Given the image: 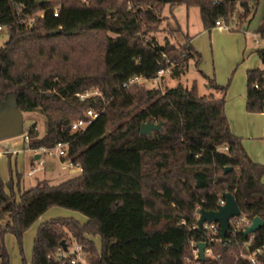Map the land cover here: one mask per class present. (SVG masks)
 Listing matches in <instances>:
<instances>
[{"label":"trees","instance_id":"16d2710c","mask_svg":"<svg viewBox=\"0 0 264 264\" xmlns=\"http://www.w3.org/2000/svg\"><path fill=\"white\" fill-rule=\"evenodd\" d=\"M258 1L0 0V26L8 32L0 48V99L14 94L23 113L40 111L45 116L44 137L39 138L35 126L27 131L29 149L70 143L69 155L82 168L79 176L57 186L37 185L19 200L11 183L0 177V264H10L5 235L16 238L23 254L24 234L52 207L79 212L88 222L57 219L42 224L32 264H71L72 256H62L61 243L70 247L66 231L89 254V264H190V242L205 240L196 228L195 213L217 211L225 193L234 195L250 220L264 221V166L249 158L231 131L225 113L227 88L202 72L214 91L207 95H199L196 82L165 92L131 82L136 77L155 80L162 70L177 80L192 60L197 67L201 62L188 36L181 47L147 38L162 23L158 10L168 5L198 8L205 29L222 19L237 24L232 31H241ZM55 6H60L57 18ZM41 11L44 16H37ZM87 32L104 35L100 62L72 74L61 41L71 44L68 53L80 48L89 59ZM258 33L264 34V24ZM257 53L264 64V49ZM91 86L100 88L102 96L83 101L76 96ZM89 109L99 110L100 116L85 132L73 134L72 123ZM246 109L264 112V67L247 73ZM148 121L162 127L151 136L141 135L140 127ZM228 167L232 170L226 171ZM6 215L9 221L2 225ZM87 236L101 238L100 252ZM249 240L242 232L227 234L224 241L209 245L212 256L201 264H252L241 257ZM257 248H263L259 259L264 264V226L249 246ZM22 264H27L24 258Z\"/></svg>","mask_w":264,"mask_h":264},{"label":"rangeland","instance_id":"374dc122","mask_svg":"<svg viewBox=\"0 0 264 264\" xmlns=\"http://www.w3.org/2000/svg\"><path fill=\"white\" fill-rule=\"evenodd\" d=\"M173 8L172 11L176 15L179 22H175V19L169 17L168 8ZM130 8V7H129ZM264 13V0H260L259 8L257 15L254 20L245 25L244 29L240 32L238 31H218L214 28L207 30L204 28L203 23L200 17V10L198 8L188 9L184 5L176 6H166L163 10H158V15L162 20L160 27L157 31L148 33L147 38H154L160 45H164L166 40L176 47H181L183 44L187 43V33L194 39L193 47L201 55V65L200 69L211 79H213L216 84L221 87H226L228 94L227 97V106H226V116L229 121L232 122L237 133L242 136L238 137L241 141V144L249 156L252 159L255 158V161L262 162L260 165L264 166V148L258 144V141H264V115H259L260 113H252L257 115V117L249 119V112L246 109V113H241L239 110L240 105L243 106L245 92L247 91V73L249 70H253L254 67L263 68L264 64L258 56V53L250 50V43L248 42L247 48L245 45V39L243 37V31L249 30L250 32H256L261 25V16ZM178 30V31H177ZM108 36H114L112 33H105ZM185 35V36H184ZM87 40L90 41L91 46L88 58L85 60L86 54L83 55V52L80 48L73 49L71 51V44L66 41H61L63 44V52L67 53L69 58L70 65H73L72 74H81L88 68H94L95 65H98L101 59L102 49L101 43L103 42L104 35L103 33L96 32H87L85 34ZM84 39V37H81ZM8 40V32L0 31V48ZM260 46L264 47V42L260 40ZM75 43L72 44V47L75 46ZM81 46V45H80ZM85 44L81 47L85 48ZM94 57V58H93ZM73 62H72V60ZM198 67L195 64V61H191L189 64L188 71L180 79H172L168 73H164L162 77L156 80H141L140 83L145 88H158L162 92H165L167 89L176 87L181 84L184 87L191 88L193 83L196 82L198 87L199 95H205L208 92L207 81L204 80L203 76L200 74ZM85 92H89V96H102L100 88L91 86L86 89ZM84 92V93H85ZM210 92H214L210 90ZM209 94V93H208ZM220 96V95H217ZM80 114L79 108H75ZM251 114V113H250ZM78 115H69V118H75ZM59 118V117H58ZM59 120V119H56ZM127 120V119H125ZM123 120L122 122H124ZM251 120V121H250ZM253 124V126H251ZM35 126L39 138L45 136L47 131L46 118L40 111H35L32 113L24 114L23 124H22V133L27 134V131ZM255 132V136L251 135L252 130ZM114 130V127L111 128ZM257 140V141H256ZM33 153L29 154V161L33 159ZM48 163L52 162L51 158L46 157ZM18 169L24 171L23 169L28 168V163L24 166L22 164V159L16 160L10 158H0V176L3 179L9 177L10 171ZM65 166H69L68 163ZM65 168V167H64ZM70 167H68L69 170ZM72 169V168H70ZM68 173V172H67ZM2 174V175H1ZM75 178V177H74ZM68 177L60 178L58 180H52V184L48 181H43L37 185L48 184L50 186H57L62 182L68 181ZM73 179V178H72ZM70 180V179H69ZM32 179L27 178L26 187L33 185ZM36 185V186H37ZM10 194V193H8ZM16 199L19 200L16 195ZM73 219L75 221H82L83 218H86L79 212L68 210L60 207H52L46 211L41 218H39L24 234L23 237V254L19 249L16 238L9 234L6 238V248L10 256V264H22V259L24 258L27 264H32L33 260V249H34V239L37 235V231L40 226L46 222L57 220V219ZM81 220H80V219ZM8 222L7 216H4L1 220V224L5 225ZM67 232V241L69 245L73 248L69 253L75 250L77 244L76 240L72 237V234ZM91 237V236H90ZM93 237V236H92ZM89 239V237H86ZM97 250L100 252L102 248L101 238L97 236L94 241ZM89 257V254H86V260ZM88 263V261H87ZM89 264V263H88Z\"/></svg>","mask_w":264,"mask_h":264},{"label":"crops","instance_id":"0c3cea01","mask_svg":"<svg viewBox=\"0 0 264 264\" xmlns=\"http://www.w3.org/2000/svg\"><path fill=\"white\" fill-rule=\"evenodd\" d=\"M259 4H260V0L258 1V7H257L256 11L254 12V15H253L251 21L254 20L256 15H257ZM172 9L173 8H171V7L168 8V13H169L168 15H169V17H171L172 19H175L178 22L177 17L173 13ZM251 14H252V12H251ZM251 14L248 16V18L251 16ZM261 20H262L261 21V25H263L264 24V13L261 16ZM178 25H179V22H178ZM244 27L242 28V30L244 29ZM214 30L231 31V30H228V29H225V28H221V27H214ZM238 32H240V31H238ZM242 33H243V37L245 39L246 48H247V44L249 42L250 43L249 46L251 48L250 50H252L254 52L255 51L257 52L259 50L264 49V47H259L258 48V45L260 46V42H261L260 40H262L261 38H259L260 33H258V31L252 33L249 30H244ZM186 36L190 37V44L193 46L194 39L190 36L189 33H187ZM256 41H258V43H256ZM262 41L264 42V40H262ZM200 65H201V62L199 64L198 68H197L199 70V72H202V74H204L206 77L211 79V77L207 76L200 69ZM255 69H258V67L257 68L254 67L253 70H255ZM204 80L206 81L205 78H204ZM207 89H208V92L205 95H207L208 93L209 94L211 93L210 89L208 88V86H207ZM227 94H228V92H227ZM244 94H245V98H244L245 102H243V104H242L243 106L240 105V107H239V110H240L241 113L242 112L246 113L244 111H246L245 110V104L247 102V91ZM226 106H227V98H226L225 110H226ZM24 114H26V113H23V116H24ZM259 115H264V112L260 113ZM247 117H250L249 119H252V118L257 117V115L249 113V116H247ZM229 123H230V128H231V131H232L233 135L236 136V137L237 136L238 137L242 136L241 134L236 132L232 122L229 121ZM251 126H253V124H251ZM251 135L253 137L255 136L254 130H252ZM257 143L260 144L264 148V141H258ZM30 153H33L32 154L33 155V158H32L33 160L32 161H29V157H30L29 154ZM7 157L10 158V160L15 159L16 160V164L18 163V159L21 158L22 159V164L24 166H26L25 165L26 163H28V165H29L27 169H25V168L23 169L24 171L19 170L18 169V165H17L16 170L15 171L11 170L10 174H9V177H7L6 179L5 178L3 179V177L0 176L1 179L4 181V183H6V184L11 183V185L13 187V191H14L15 195L18 196V198L20 197V195L24 191L35 187L40 182L48 181L49 183L52 184V180H58V179L64 178V177H68L69 179H72V178L77 177V176H79L81 174V172L78 169H75V168L70 169L71 168L70 166H65V164H66L65 162H61V161H59L57 159H53V158H51L52 162H50V163H48L46 158H45L44 165L40 166V164H39L40 156L34 150H31V149L28 148V143L24 140V133H22V134H20L18 136H15V137H11V138H6V139H3V140H0V158H7ZM254 159L255 158L252 157L251 160L254 163H256V164L260 165V163H262V162L259 163V161H255ZM68 167H70L69 170H66V169H68ZM31 172H33V174L29 175V173H31ZM27 178H31L32 179V182H33L32 184L33 185L26 187ZM262 182H264V176L262 178ZM6 192L9 193V190L6 189ZM7 219L9 221V216H7ZM78 222L81 223V224H86L88 222V219L87 218H83L81 222L80 221H78ZM9 234L10 233H7L5 235V239H4L5 240V245H6V238L8 237ZM88 237H89V240H91L93 242L97 238V236L96 237L88 236ZM34 241H35V239H34ZM72 249L73 248L71 246L69 247L67 245V250H64L62 256H66V257L69 256V254H70L69 252ZM10 262H11V260H10Z\"/></svg>","mask_w":264,"mask_h":264},{"label":"built area","instance_id":"2783aa9c","mask_svg":"<svg viewBox=\"0 0 264 264\" xmlns=\"http://www.w3.org/2000/svg\"><path fill=\"white\" fill-rule=\"evenodd\" d=\"M53 16L55 18L59 17L60 14V6H55L52 9ZM45 14V11H41L38 13L37 16L43 17ZM33 23V18H29V26H31ZM237 24L234 22L232 24H226L222 19H218L216 21L215 27H221L225 28L228 30H234L236 28ZM0 31H5L7 32V27L6 26H0ZM259 38L264 40V34H260ZM258 43V41H256ZM169 70H162L158 74V78L162 77L164 73L169 74ZM157 78V79H158ZM141 78H133L131 82H138L141 81ZM156 80V79H155ZM80 100H86L91 98L89 96V92L85 93H79L76 95ZM95 96V95H94ZM101 112L97 109H89L85 112V117L78 119L74 121L71 125V132L73 134H82L87 130V128L100 116ZM24 140L29 143V136L28 134L24 135ZM69 148H70V143H63L59 142L53 147H40L38 149H34L36 153L39 154L40 156V166L44 165V160L46 157L57 159L61 162L68 163L71 168L78 169L80 172H82V168L78 163L73 162V157L69 155ZM224 151H227L228 148L224 147ZM33 172L29 173V175H32ZM220 206L225 204V199H221L219 201ZM197 217V221L200 217V212L196 211L195 213ZM252 224V220H250L246 215H244L241 211V215L235 218L230 219L229 221V231L228 235L229 236H234L238 234L239 232H244L246 227L250 226ZM196 228H198V225H196ZM205 240L201 241L206 244V249H205V258L212 256V251L209 248V245L214 243V242H220L222 241L221 236H220V225L218 223H204L202 229H201ZM250 240L245 243V247L247 248V253L246 254H241V257H244L248 259L252 264H262L261 260L259 259V256L263 253V248H257L256 250H250L249 246L253 243V238L254 234L250 235ZM198 243L200 242H195L192 240L190 242V248H191V253L192 257L188 259V262L190 264H201L200 256H199V249H198ZM86 254L83 250V246L76 244L75 250L72 252L71 255V264H88L86 260Z\"/></svg>","mask_w":264,"mask_h":264},{"label":"water","instance_id":"95a60500","mask_svg":"<svg viewBox=\"0 0 264 264\" xmlns=\"http://www.w3.org/2000/svg\"><path fill=\"white\" fill-rule=\"evenodd\" d=\"M101 1V0H99ZM41 1L40 3H43ZM23 112L18 109L16 105V99L14 94L7 96L5 100L0 99V140L11 138L22 134V124H23ZM162 127V123H154L148 121L143 123L140 127L141 135L151 136L153 131L159 130ZM232 170L231 167L226 168V171ZM225 204L219 206L217 211H207L201 209L200 217L197 221L198 229L201 230L204 223H218L220 225V236L222 241L226 239L227 233L229 231L230 225L229 221L232 218L241 215V209L231 193L224 194ZM264 226V221L260 217H255L252 220V224L246 227L243 232L245 236H250L258 232ZM64 250H67V245L65 241L62 243ZM206 244L203 242L198 243L200 260H205V249Z\"/></svg>","mask_w":264,"mask_h":264}]
</instances>
